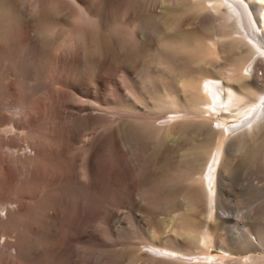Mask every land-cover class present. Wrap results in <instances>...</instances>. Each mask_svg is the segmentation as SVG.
<instances>
[{"label":"bare ground","instance_id":"bare-ground-1","mask_svg":"<svg viewBox=\"0 0 264 264\" xmlns=\"http://www.w3.org/2000/svg\"><path fill=\"white\" fill-rule=\"evenodd\" d=\"M156 1L0 0V264H112L113 247L123 243L143 264H264L257 233H264V199L248 211L256 227L218 205L264 188L257 170L264 168V0H189L180 24L212 29L190 40L178 39L176 26L140 25ZM113 5L123 12H107ZM107 15L113 24L104 31ZM148 41L158 68L128 61ZM219 55L227 64L212 58ZM152 90L165 103L158 112L148 101ZM209 131L218 136L203 164L205 221L188 220L191 228L205 222L203 252L187 255L173 236L163 247L119 240L114 228L123 208L144 209L149 193L161 200L196 192L197 156L184 149L191 134L205 138ZM243 133L249 137L232 142ZM214 218L227 226L213 238L212 254L205 250ZM98 221L108 226V241ZM90 238L106 253L88 254Z\"/></svg>","mask_w":264,"mask_h":264},{"label":"rangeland","instance_id":"rangeland-1","mask_svg":"<svg viewBox=\"0 0 264 264\" xmlns=\"http://www.w3.org/2000/svg\"><path fill=\"white\" fill-rule=\"evenodd\" d=\"M165 1H166V3H165ZM165 1L164 0H157L156 2L148 5V7L146 8V12H145L146 14L144 15L145 17H143L142 20L139 21V23H140V25L142 27L145 26L146 28H150V27L152 28V27H154V26H156L158 24L159 26L158 27L156 26V29L159 28V30H165V28L168 27V26H171V25L172 26H176V29H177L176 37L178 39H188V40H190L191 38H194V36L197 37V36L204 35V34L212 32V29H211L210 26H206L205 25V26H201L202 27L201 28L200 26H198V27L191 26L190 27L187 24H183V23L180 24L181 18L188 12L187 6L189 4V0H186V1L185 0H165ZM182 1L185 3V5H184V3ZM175 2H177V4H178L177 5V9H176V7L174 8V3ZM169 5H171V6H169ZM168 7H170V8H168ZM182 8H184V9L182 10ZM111 9L108 8L106 11L107 12H110V11L112 12L113 11V12H115V14L117 13L118 15L121 14L123 12V10H124V8L122 6H119V5H113V6H111ZM113 9H115V10H113ZM108 10H110V11H108ZM117 10H119L120 12L117 11ZM107 14L109 15V13H107ZM108 15L106 16V22H105L106 24L104 25V29H103L104 31H106L108 28H110L109 26H106V25L113 24V22L109 21L110 17L108 18ZM110 20H111V18H110ZM132 21H133V23L135 25L138 23L137 20H135V19L131 20L130 22H132ZM150 29H148V31H152V29L151 30ZM159 30H158V32H159ZM153 32H157V31H155L154 28H153ZM184 34H186L187 36L184 35ZM157 38L159 40L163 39V38H159V36ZM155 48H156L155 45L151 41L145 42L137 50V52L133 55L134 58H132L131 60L128 59V61L132 63L136 59H138L140 61V63H142L144 65L148 64V67L158 68L159 67L158 64H157L158 60L154 56L155 55ZM220 57L221 56L219 55L217 57L218 59L216 57H212V58L214 60H216L217 63L220 66H223V65L227 64V61H224L226 59L223 56L221 58ZM184 66L186 67L185 63H183V66H180V68H185ZM195 67L197 68V70H202L203 69L200 65H195ZM218 70H219L218 68L207 70V73L208 74L210 73L211 75H215ZM155 94L156 93H154L153 90L149 91L148 92V101L151 103L150 105H152V107H151L152 109L156 105L155 108L156 107L157 108H156V110L154 109V111H157V110H159L158 108L162 109L165 106L164 105L165 103L161 99L157 98V97H159L158 94H156L157 97L156 96L154 97ZM153 98L160 100V102H158V106H157V102L153 101V100H155ZM160 104H162V106ZM76 115L77 116H81V115H84V113L80 112L79 114L77 113ZM164 116L165 117H163V118H166L167 114H164ZM193 134L195 135V133H193ZM193 134H191L190 137H188L189 139H187V142H188V144L190 143V145L186 146L184 150H186L189 153L190 152H195L196 156H197V159H196L197 161H195V163L193 162V164H192L194 168L197 166V171L198 172L195 170L196 174L198 173L200 176H202V178H201L199 175H197V177L195 175V179L198 178V176H199L200 179L202 180L199 183V182H197L199 179L198 180L196 179V183H197L196 184L197 185L196 188L198 187L196 189L197 193L196 192L192 193V192H189V191L186 192V193L182 192L180 195L177 194L176 197H175V195H174L173 198L167 196L169 198H163L161 200L158 197L156 199V196L154 195V196L150 197V198L153 199V201L149 198V195H152L151 193H149L148 199L143 202L144 209H134L135 211L133 210V213H131L130 212V208H123L121 210L122 214L124 215L123 216V221L120 224H116L115 228H114V230H116V232H115L116 236H117V238L119 240H123V241L124 240L125 241L131 240L133 242L135 241L134 243L136 245L138 244L139 248H142L143 247L142 244H144V243H147L148 244L147 246H149V247H152V245H153V247H157V245H158V247H160V246L163 247V243H164L165 239L167 237H172L173 236L174 238H176V237L178 238L179 237L178 239L176 238V240H180V242H182L185 245V246L183 245V246H179L178 247L179 250L182 249L183 252H184V249H185L186 252H184V253L187 254V252L188 253L190 252V254L194 253L192 255H197V254L203 252L202 247L204 248L205 242L201 240V243H203V244L200 243V245H199L198 242H200L199 239H201V235H199V234H201L205 222L204 223L203 222H199L198 224L195 223V222H198L197 220L205 221L204 220L205 219L204 216L206 215V213H205L206 211L205 212H202V211L206 210V201L205 200H206V192L207 191H206V188L204 187L205 183L203 181V174H204L203 171H205L203 169V164L205 166V165H207L206 161L208 163V160H207V158L205 156H207L208 159H209L210 158L209 156L212 157L214 155V153H215V151L217 149V140L216 139H217L218 135L215 132H213V131H209L207 133V135L205 136V138H206L205 139L204 137H201V136H200L201 137L200 138L199 135L197 134V135H195V137H199L200 141L197 139L200 142L199 143L196 140V138L193 137ZM248 137H249L248 133H246V134L243 133V134H241L238 137H233L231 140H232V142L237 143L238 140L243 139V138H248ZM193 138H194V141H193ZM194 144H195V146H194ZM197 144H199V145H197ZM191 146H193V148H191ZM200 146L202 148H200ZM259 146H260V143L258 141L253 146L254 150H256V151H254L253 147H252L251 148L252 150H248V152L244 153V155L242 157L243 164H245V163L248 164L250 162V160H252V157H253V155L254 156L256 155V152L259 149L258 148ZM194 148H195V150H194ZM236 148H234L233 151H235L234 153L237 154V156L239 157V154H238ZM184 150H183V153L184 154L187 153V152H184ZM201 153L204 154V155H202ZM239 158H241V157H239ZM201 162H204V163H201ZM258 168H262V167H258ZM258 168H257V170L259 171V173L264 174V168H262V169H258ZM198 183L200 185H198ZM201 184H203V185L200 188ZM203 194H205V197L203 198L205 203H202L203 201L201 202V200H199L198 201L199 203L196 205L195 203H197V202H195V200L197 199V197H199L198 199H200ZM194 197H195V199H194ZM261 197L264 199V188L263 189L262 188L251 189V190H248V191L243 192V193H238V194L234 193L231 197H229L227 199L226 198H222L224 201L222 199H220L221 201H219L218 205H219V207L221 206L220 209L222 208V210H224V211H230V212L232 211L231 213L233 215H235V214H237L238 216L240 215L239 216V220L241 222H244V225H245V223H249L250 225L252 224V226H255V225H253V222L250 220L251 218L249 217V212L248 211L249 210L251 211L253 208L257 207L261 203V200H263ZM192 198H193L194 202H193V200H191ZM149 200H151V201H149ZM254 201H256V202H254ZM145 202H147V204ZM229 202H230V204H229ZM223 204L228 205V207L226 205L223 206ZM199 205H200V207H198ZM194 206H196L195 208L198 211L195 210ZM203 206H204V208H201ZM143 210H145V211H143ZM200 211H201L202 214L200 213ZM195 212H197V213L195 214ZM204 213H205V215H204ZM143 215H144L145 218L143 217ZM135 216H138V217H135ZM193 216H195V218H193ZM130 219H131V221H129ZM145 219L147 220V222L149 224L145 221ZM183 219L186 222V224L183 223L184 222ZM191 219L193 221L195 219L194 225L197 224L195 226L192 224V228H191V223H189V221H188V220H190V222H191ZM138 220H140V221H138ZM193 221H192V223H193ZM216 222H218L221 227H219L218 223H216ZM96 224H98L96 226L99 227V228H97L96 226H95V228L97 229L98 234H100L99 236H102L100 238L103 239L104 241H108L109 238H110L109 235H108L109 234L108 226H106V224L104 222L102 223V221H98V223H96ZM131 224H133V225H131ZM137 224H141V225H137ZM214 224H216V225L213 226ZM125 225H127V226H125ZM130 225L132 227H129ZM189 225H190L191 229H194L196 227V230L194 229L195 232L194 231L192 232L194 234H188L187 233ZM198 225L200 226V228L197 231V226ZM208 225H209V230L214 229V231L213 230L210 231V232H212L211 235H213V236L210 237L211 240L210 241L209 240L206 241V243L208 242V244H210L212 242V244H210V247L209 246L207 247L209 249H207L205 251L210 252L212 254H215V253H217L216 248L214 249V247H211L212 245L214 246V243H213L214 239L213 238H221L222 234L224 233V228L227 226V224L226 223L224 224L219 219L214 218L212 221H210L208 223ZM140 226L143 227V229ZM155 226H156L158 231H156V229L154 228ZM229 226H230L231 230H235V228H233V226L231 224H229ZM181 227H183V228H181ZM129 228L130 229L133 228V229L130 230ZM243 228H246V227L244 226ZM137 231H139V232L137 233ZM258 231H259V229H258ZM102 232H103V234L105 233L104 236H103ZM167 232L170 235H166ZM213 232L215 233V235H214ZM257 233L261 234V236L264 239V233H262L261 231H260V233L259 232H257ZM196 234H197V236H195ZM190 235H192V237ZM193 235H194V237H193ZM133 236H134V238H133ZM131 237L133 238V240H132ZM186 238H187L188 241H186ZM191 238H193V239H191ZM195 238L197 240H195ZM191 240L193 242H190ZM137 241H139V242L142 241V242L139 243ZM159 241H161V242H159ZM94 242H97V243L95 244ZM98 244H99L98 240L96 241V239H93V238L92 239L91 238L88 239L86 244H85L86 245L85 246V248H86L85 251L88 254L91 253V252L93 254L94 253L95 254H100L105 249L103 247L99 246ZM159 244H162V245H159ZM174 246H176V245H174ZM189 246L193 247V248L191 249ZM200 246H202V247H200ZM197 247H200V248H197ZM194 248H195V250H193ZM89 249H90V252H89ZM96 249H98V250H96ZM99 249H101V251ZM198 249L200 251L201 250L202 251L198 253ZM106 251L107 250H105V252H103L102 254H105ZM112 251H113L111 253V255L113 257L112 262H111L112 264H115V263L116 264H118V263L119 264H143L141 262L140 258L138 257V255H136L137 252L136 251L133 252L132 249L131 250L128 249L127 246L124 243L121 244V245H117V246L113 247ZM190 254H187V255H190ZM235 256H238V255H235ZM114 261H116V262L113 263ZM99 263L102 264L101 262H97V264H99ZM168 263L170 264V262H168ZM174 263L177 264L178 262H174ZM171 264H173V263H171ZM179 264H182V263H179Z\"/></svg>","mask_w":264,"mask_h":264}]
</instances>
